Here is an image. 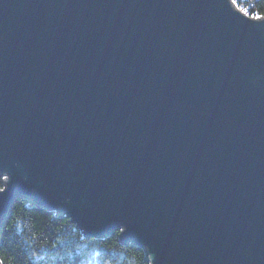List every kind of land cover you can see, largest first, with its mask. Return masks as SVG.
I'll list each match as a JSON object with an SVG mask.
<instances>
[{"label":"water","instance_id":"obj_1","mask_svg":"<svg viewBox=\"0 0 264 264\" xmlns=\"http://www.w3.org/2000/svg\"><path fill=\"white\" fill-rule=\"evenodd\" d=\"M0 177V230L26 199L149 264H264V16L0 0Z\"/></svg>","mask_w":264,"mask_h":264},{"label":"trees","instance_id":"obj_2","mask_svg":"<svg viewBox=\"0 0 264 264\" xmlns=\"http://www.w3.org/2000/svg\"><path fill=\"white\" fill-rule=\"evenodd\" d=\"M252 16H264V0H235ZM0 177V184H1ZM86 237L66 215L18 199L0 230L2 264H149L144 249L120 238Z\"/></svg>","mask_w":264,"mask_h":264},{"label":"built area","instance_id":"obj_3","mask_svg":"<svg viewBox=\"0 0 264 264\" xmlns=\"http://www.w3.org/2000/svg\"><path fill=\"white\" fill-rule=\"evenodd\" d=\"M232 1L235 3V5H236L237 8H239L240 10H242L243 12H245V14H247V15H249V16H252V15H250L246 10H244L243 7L240 6V5L237 3V1H235V0H232ZM252 17H259V16H252ZM1 179H3V178L1 177ZM2 181H3V180H1V184H0V186H2Z\"/></svg>","mask_w":264,"mask_h":264}]
</instances>
